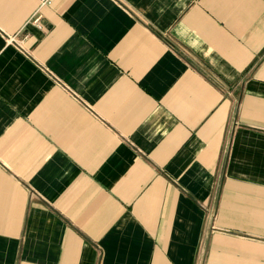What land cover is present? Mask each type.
Here are the masks:
<instances>
[{"label":"crops","instance_id":"crops-1","mask_svg":"<svg viewBox=\"0 0 264 264\" xmlns=\"http://www.w3.org/2000/svg\"><path fill=\"white\" fill-rule=\"evenodd\" d=\"M0 264H264V0H0Z\"/></svg>","mask_w":264,"mask_h":264}]
</instances>
